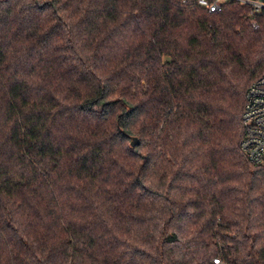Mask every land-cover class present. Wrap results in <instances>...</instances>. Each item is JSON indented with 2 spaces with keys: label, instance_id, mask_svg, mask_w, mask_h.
I'll list each match as a JSON object with an SVG mask.
<instances>
[{
  "label": "trees",
  "instance_id": "1",
  "mask_svg": "<svg viewBox=\"0 0 264 264\" xmlns=\"http://www.w3.org/2000/svg\"><path fill=\"white\" fill-rule=\"evenodd\" d=\"M258 19L0 0V264H264V166L240 149Z\"/></svg>",
  "mask_w": 264,
  "mask_h": 264
},
{
  "label": "built area",
  "instance_id": "2",
  "mask_svg": "<svg viewBox=\"0 0 264 264\" xmlns=\"http://www.w3.org/2000/svg\"><path fill=\"white\" fill-rule=\"evenodd\" d=\"M187 0H182L186 3ZM195 5L207 12L218 13L227 4L233 3L248 9L250 26L259 28V15L264 13V0H193ZM241 121L243 136L240 149L246 159L255 165L264 166V74L247 89ZM214 264H222L219 258Z\"/></svg>",
  "mask_w": 264,
  "mask_h": 264
},
{
  "label": "water",
  "instance_id": "3",
  "mask_svg": "<svg viewBox=\"0 0 264 264\" xmlns=\"http://www.w3.org/2000/svg\"><path fill=\"white\" fill-rule=\"evenodd\" d=\"M131 143H132V146H135L136 144H138L139 143L138 138L132 137Z\"/></svg>",
  "mask_w": 264,
  "mask_h": 264
}]
</instances>
